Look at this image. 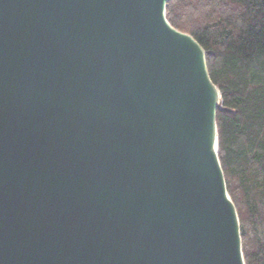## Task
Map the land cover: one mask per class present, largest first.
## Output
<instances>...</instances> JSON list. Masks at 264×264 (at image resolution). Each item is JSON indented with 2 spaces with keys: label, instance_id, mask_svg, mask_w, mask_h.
<instances>
[{
  "label": "water",
  "instance_id": "1",
  "mask_svg": "<svg viewBox=\"0 0 264 264\" xmlns=\"http://www.w3.org/2000/svg\"><path fill=\"white\" fill-rule=\"evenodd\" d=\"M169 1L0 0V264H247Z\"/></svg>",
  "mask_w": 264,
  "mask_h": 264
},
{
  "label": "trees",
  "instance_id": "2",
  "mask_svg": "<svg viewBox=\"0 0 264 264\" xmlns=\"http://www.w3.org/2000/svg\"><path fill=\"white\" fill-rule=\"evenodd\" d=\"M167 17L204 47L222 94L219 157L247 264H264V0H170Z\"/></svg>",
  "mask_w": 264,
  "mask_h": 264
},
{
  "label": "bare ground",
  "instance_id": "3",
  "mask_svg": "<svg viewBox=\"0 0 264 264\" xmlns=\"http://www.w3.org/2000/svg\"><path fill=\"white\" fill-rule=\"evenodd\" d=\"M187 42H188V44L189 45H191V47L193 46L194 48H197V50H198V47L192 42V41H190V39H188V38H184ZM202 72H203V75H204V77H205V79H206V83L208 84V83H210L209 81H208V79H207V76H206V71H205V69L202 67ZM216 97H217V102H218V104L219 103H221V95H220V91L219 90H217L216 89ZM217 134H215V149H216V151H217Z\"/></svg>",
  "mask_w": 264,
  "mask_h": 264
}]
</instances>
